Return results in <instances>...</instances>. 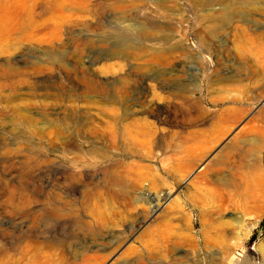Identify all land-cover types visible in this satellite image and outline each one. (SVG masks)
<instances>
[{
	"label": "rangeland",
	"instance_id": "obj_1",
	"mask_svg": "<svg viewBox=\"0 0 264 264\" xmlns=\"http://www.w3.org/2000/svg\"><path fill=\"white\" fill-rule=\"evenodd\" d=\"M223 6L0 0V264H264V0Z\"/></svg>",
	"mask_w": 264,
	"mask_h": 264
},
{
	"label": "bare ground",
	"instance_id": "obj_2",
	"mask_svg": "<svg viewBox=\"0 0 264 264\" xmlns=\"http://www.w3.org/2000/svg\"><path fill=\"white\" fill-rule=\"evenodd\" d=\"M221 2V1H220ZM245 2V0H222V5H224L226 8H232V7H235V6H237V5H240V4H243ZM247 4V3H246ZM249 4V3H248ZM223 6V7H224ZM252 6V5H251ZM231 10V9H230ZM229 10V11H230ZM146 32V31H145ZM149 32V31H148ZM136 34V33H135ZM128 41L130 40V41H132L133 42V44H134V41L133 40H135V38H134V36H130V35H126V37H125ZM124 38V39H125ZM161 45H163V44H161ZM165 45V44H164ZM160 46V45H159ZM163 48H164V46H163ZM162 49V48H161ZM165 49V48H164ZM168 50V49H167ZM166 52V51H165ZM164 52V53H165ZM162 54V53H161ZM163 56V55H162ZM155 58V57H154ZM164 58V57H163ZM170 77V76H169ZM174 77V76H173ZM179 79V78H178ZM186 89V88H185ZM180 91H182V90H180ZM184 91V90H183ZM186 92V91H185ZM185 92H183V93H185ZM179 93V92H178ZM176 94V93H175ZM181 94V93H180ZM179 94V95H180ZM183 96V95H182ZM181 96V97H182ZM184 96H185V94H184ZM185 100V99H184ZM194 104V103H193ZM192 104V105H193ZM189 105V104H188ZM190 106V105H189ZM192 108H194V107H192ZM231 110H226L225 111V113H221L222 115L220 116V122H225V121H231L232 119H240L239 117H241V114L243 113L240 109L239 110H233L232 108H230ZM197 111H198V109H197ZM196 111V112H197ZM199 112V111H198ZM200 113V112H199ZM204 113V112H203ZM195 114V113H194ZM198 114V113H197ZM205 114V113H204ZM244 114V113H243ZM200 114H198V116H199ZM196 115H194V118H196L195 117ZM202 117H204V116H202ZM211 117V116H210ZM203 120V119H202ZM195 122H196V119L194 120ZM218 121V120H217ZM233 121V120H232ZM193 122V121H192ZM257 122H261V124H264V109H262V110H259L257 113H255V115L254 116H252L250 119H249V122L248 123H250L251 125H253L254 126V124L255 123H257ZM218 124V123H217ZM258 124V123H257ZM257 124H256V126H257ZM146 125V124H145ZM150 125V124H149ZM220 125V124H219ZM216 126V125H215ZM246 126H247V124H246ZM250 126V125H249ZM264 126V125H263ZM248 127V126H247ZM255 127V126H254ZM112 128V127H111ZM219 128V127H218ZM145 130V129H144ZM152 130V129H151ZM249 130V129H248ZM264 130V129H263ZM35 131V130H34ZM112 131V130H111ZM114 131H116L115 129H114ZM222 131V130H221ZM244 131V130H243ZM255 131H257V130H255ZM262 131V130H261ZM110 132V131H109ZM213 132V131H212ZM249 132H251V131H249ZM248 132V133H249ZM114 133V132H113ZM253 133V132H252ZM252 133H250V134H252ZM261 133V132H260ZM264 133V132H263ZM240 135H241V133H239ZM255 134V133H254ZM257 134H259L258 132H257ZM256 134V135H257ZM262 134V133H261ZM114 135V134H113ZM116 136V135H115ZM205 136V135H204ZM252 136H253V134H252ZM255 136V135H254ZM262 136V135H261ZM249 137V136H248ZM248 137H247V139H248ZM259 137V136H258ZM264 137V136H263ZM172 138V137H171ZM260 138V137H259ZM259 138L258 139H256V141L257 140H259ZM169 139V138H168ZM240 139H241V136H240ZM252 139V138H251ZM67 141V140H66ZM236 141V140H235ZM234 141V142H235ZM239 141H241V140H239ZM233 142V143H234ZM259 142V141H258ZM257 143V142H256ZM72 144V143H71ZM235 144V143H234ZM246 144V143H245ZM253 144V143H252ZM259 144H260V142H259ZM68 145V144H67ZM233 145V144H232ZM247 145V144H246ZM264 146V143H262V141H261V144L259 145V147L260 146ZM161 146V145H160ZM230 145H228V147H229ZM242 146V145H241ZM262 146V147H263ZM170 147V146H169ZM244 147V146H243ZM249 147V146H248ZM247 147V148H248ZM68 148V147H67ZM239 148V147H238ZM241 148V147H240ZM246 147H244V149H245ZM250 148V147H249ZM69 149V148H68ZM257 149V148H256ZM260 149V148H259ZM236 150V149H235ZM243 150V149H242ZM242 150H240L241 152H242ZM69 151V150H68ZM194 151V150H193ZM239 151V150H238ZM239 151V153H241ZM195 152V151H194ZM247 152H249V150L247 151ZM253 152H255L254 151V149H252V151H250L249 153H245V152H243V154L242 155H240V154H238V155H240V159H241V161L245 164L244 165V171H243V174H242V184H243V186H241V187H243L244 189H245V192L244 193H246L247 194V197L249 198H252L253 200H255V199H257L258 198V193H255V192H253V189L255 188V187H258V186H262V187H264V178H262L261 176H258L257 174H256V171L254 170V168H255V165L257 164V162H256V159H255V157H254V155H253ZM69 153V152H68ZM187 153V152H186ZM185 153V154H186ZM245 153V154H244ZM96 155H98V154H96ZM250 155V156H249ZM146 157V156H145ZM226 157V156H225ZM99 158V157H98ZM258 160V159H257ZM195 161V160H194ZM240 161V160H239ZM118 163V162H117ZM137 163V162H136ZM135 163V164H136ZM217 163V161H213L212 162V164H216ZM123 164V163H122ZM139 164V163H138ZM139 166V165H138ZM210 166V165H209ZM208 166V167H209ZM212 166V165H211ZM144 168H145V166H143ZM135 168V167H134ZM146 170V169H145ZM144 170V171H145ZM132 172H133V168H132ZM149 172V171H148ZM113 173V172H112ZM111 173V174H112ZM147 173V172H146ZM151 173V172H150ZM110 174V173H109ZM123 174V173H122ZM133 174H135V173H133ZM149 174V173H148ZM148 174H147V176H148ZM139 175V174H138ZM150 175V174H149ZM152 175V174H151ZM154 175V174H153ZM113 176V175H112ZM125 176V175H124ZM128 176V175H127ZM131 176H132V174H131ZM150 177V176H149ZM157 177V176H156ZM238 177V176H237ZM136 178V177H135ZM143 178V177H142ZM147 178V177H146ZM146 178H143V179H145L146 180ZM151 178H153V177H151ZM155 178V177H154ZM127 179V178H126ZM137 179V178H136ZM139 179V178H138ZM110 180V179H109ZM113 180V188H114V190H116V191H118V192H121V190H123V188L125 187L124 186V184H126V182H125V180L122 178V177H117V175H116V177H115V179H112ZM152 180V179H151ZM128 183V182H127ZM142 183V182H141ZM140 184V183H139ZM134 185H136V184H134ZM95 186V185H94ZM123 187V188H122ZM152 187V186H151ZM131 188V187H130ZM129 188V189H130ZM125 190V189H124ZM113 191V190H112ZM238 191V190H237ZM236 191V192H237ZM244 191V190H243ZM246 194H244V195H246ZM237 195V194H236ZM238 195H240V194H238ZM242 195V194H241ZM112 196V195H111ZM168 197V195L167 194H165V195H163L160 199H157V201H156V203H155V208H157L160 204H161V202H162V200H166V198ZM243 197V196H242ZM156 199V198H155ZM245 199V198H244ZM218 200V199H217ZM246 200H248L247 198H246ZM242 201V200H241ZM256 201V200H255ZM104 203H105V201H104ZM218 203H219V201H218ZM242 203V202H241ZM256 203V202H255ZM260 204H261V202H260ZM237 205V204H236ZM222 206V205H221ZM258 207V206H257ZM100 208V207H99ZM230 208V207H229ZM232 208V207H231ZM222 209V208H221ZM234 209V208H233ZM243 209V208H242ZM245 209V208H244ZM250 209V208H249ZM153 210H155L156 211V209H153ZM167 210V209H166ZM170 210V209H169ZM97 211V210H96ZM219 211V210H218ZM99 212V211H98ZM169 212V211H168ZM245 212V211H244ZM100 213V212H99ZM255 213V212H254ZM214 214V213H213ZM97 215V214H96ZM100 215V214H99ZM217 216V215H216ZM100 218H101V216H100ZM212 219V218H211ZM214 219H216V218H214ZM214 222H215V220H214ZM213 223V222H212ZM219 224V223H218ZM217 224V225H218ZM221 224V223H220ZM224 225V224H223ZM227 226V225H226ZM223 229V228H222ZM204 239V238H203ZM224 242V241H223ZM207 243V242H206ZM260 243H262V242H260ZM222 245V244H221ZM261 245H263V244H261ZM263 247V246H262ZM195 248V247H194ZM258 248V247H257ZM250 263V262H249ZM203 264V263H202Z\"/></svg>",
	"mask_w": 264,
	"mask_h": 264
},
{
	"label": "trees",
	"instance_id": "obj_3",
	"mask_svg": "<svg viewBox=\"0 0 264 264\" xmlns=\"http://www.w3.org/2000/svg\"><path fill=\"white\" fill-rule=\"evenodd\" d=\"M261 224H262V226H264V219H263V221H262V223H261Z\"/></svg>",
	"mask_w": 264,
	"mask_h": 264
}]
</instances>
